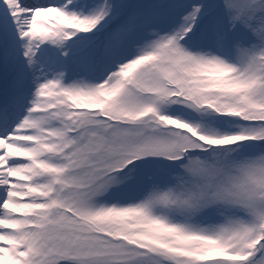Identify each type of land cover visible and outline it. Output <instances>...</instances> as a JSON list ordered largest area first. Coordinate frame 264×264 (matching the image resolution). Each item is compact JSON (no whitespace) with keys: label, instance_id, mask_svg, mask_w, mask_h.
I'll return each instance as SVG.
<instances>
[{"label":"snow or ice","instance_id":"1","mask_svg":"<svg viewBox=\"0 0 264 264\" xmlns=\"http://www.w3.org/2000/svg\"><path fill=\"white\" fill-rule=\"evenodd\" d=\"M0 264H264V0H0Z\"/></svg>","mask_w":264,"mask_h":264}]
</instances>
